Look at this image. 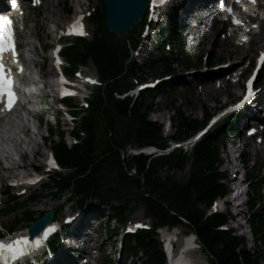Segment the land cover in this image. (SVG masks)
I'll return each instance as SVG.
<instances>
[{
  "label": "trees",
  "instance_id": "16d2710c",
  "mask_svg": "<svg viewBox=\"0 0 264 264\" xmlns=\"http://www.w3.org/2000/svg\"><path fill=\"white\" fill-rule=\"evenodd\" d=\"M66 12L71 14L68 6ZM96 20L103 30L91 46L86 48V53L73 48L65 55L71 61L81 63L92 60L108 85L104 94L98 93L92 102L91 116L82 126L87 134L83 143L68 148L62 140V132H59L60 141L53 142L52 150L59 163L73 169L67 177L57 176L53 179L54 190L61 194L68 192L79 207L88 200L122 202L121 206L114 209L119 220L123 219L128 203L135 199L147 207L149 215L159 226L180 225L194 232L210 264H264V212L252 214L250 209L247 218L255 243L252 252L246 248L244 238L238 239L229 232L217 230L226 222L224 215L215 214L205 218L204 211L197 208L198 205H208L212 199L226 191V187L220 183L223 176L217 167L218 153L223 146L226 130L208 135L196 146L190 158L180 151L149 163L143 155L123 157L122 150L126 145L132 148L147 145L161 147L158 135L160 128L148 119L149 93L143 94L138 101L114 99L112 91L128 90L131 87L128 77L140 73V68L129 60L128 43L114 39L105 29L104 13H98ZM146 63L151 66L149 70L153 77L176 73L169 60L161 54L150 57ZM183 65L188 67L186 62ZM171 111L173 138L176 140H182L203 124L185 116L174 106ZM207 115L205 112V119ZM100 126L108 136L103 148L96 144V131ZM189 163L191 165L186 181L178 183L171 172H182ZM164 168L167 172H162ZM131 171L134 174L129 175ZM247 177L252 188L255 175L252 176L251 172ZM249 198L252 200V195ZM20 206H8L6 212H13ZM25 217L26 221L35 220L27 213ZM112 233L108 229V235ZM139 251L150 256V260L156 263L163 262L154 232H142L126 239L125 258L138 257ZM142 264H145L144 261Z\"/></svg>",
  "mask_w": 264,
  "mask_h": 264
},
{
  "label": "rangeland",
  "instance_id": "374dc122",
  "mask_svg": "<svg viewBox=\"0 0 264 264\" xmlns=\"http://www.w3.org/2000/svg\"><path fill=\"white\" fill-rule=\"evenodd\" d=\"M81 5L77 4L76 0H49V3L40 8L39 10H30L28 16H27V34H26V39L30 42L33 43L34 47H36L37 52L39 51L38 49L41 48L43 46V44H47L49 46H51V43L53 42V29H54V24H57V27H61V25H64L65 22L71 20L74 15L78 12H86V11H92L93 8H99L100 7V0H80ZM67 4L68 7H70L72 13L70 15H66L63 7L64 4ZM43 4H45V0L43 2ZM46 7V8H45ZM54 11L55 12V16L52 18H49V20L44 19V17L48 16L47 12H51ZM54 22V23H53ZM218 40V44L219 47L214 51V52H210V48L212 47V43H213V38L210 37L206 43H202L201 45H199L197 47V49H192L190 50V53L188 55L191 63L194 65L190 70L192 71H197L200 72L203 70V65L197 66V62L200 56L207 54H210V56L208 57V59L210 60H220L218 62H216L217 64L221 63V60L224 58H230L231 60H237L238 58H240L241 56L244 55H248V57H250V53H244V52H239L238 51V57H234V49L232 47H230L226 42H223L221 40V38H217ZM191 41L189 39L185 40L182 43V49L186 50L187 47L189 45H191ZM200 44V43H199ZM256 48V47H254ZM252 50V48L250 49ZM156 53V52H154ZM39 54V53H38ZM199 56V57H198ZM227 59L225 61H227ZM136 64L141 66L143 64V58L141 57H137L136 59ZM37 63L38 65L41 67L42 66V61L40 60V57L37 59ZM216 64V65H217ZM42 68V67H41ZM49 68V64H45V67L43 70H41V74L47 76L46 71ZM86 69L87 72L89 74H96L95 68L93 67V65L90 63L88 65H86ZM37 70V68H36ZM190 70H184L181 69L179 67H177V75L174 76L175 79L181 78V81H175L174 79L170 81V87L172 89V95L173 98H166V99H158L156 98L153 103L150 106V109L148 111V119L151 120L152 122H156L160 125V127H162V134L163 136L167 135V136H172L174 133V130L169 131L168 133H166V131H164V126L166 125L169 116H172V113L168 110V103L169 101H173L175 107L179 108L186 116L188 117H193L195 119L200 120L204 110H208L210 112L213 111L214 107L216 104L218 105H223L225 102L230 103L233 100V97L236 95L237 90L230 86L227 87L226 90L224 91H220V92H215L211 90V93L209 95H201L198 99L193 98V95L187 91L185 89V87L182 85L185 82H189L192 79L190 78H183V75L187 73V71L189 72ZM142 79H145L147 81H152L153 77H150V75L148 74V70L147 68H143V73L140 75ZM182 83V84H181ZM201 89H202V85ZM199 87L196 88V91L199 90ZM215 100V103L214 101ZM35 110H38L37 107L34 108ZM157 110V112H156ZM43 133H45L44 131V127L42 130ZM108 139V136L105 132V130L103 129V127H99V129L96 131V144L97 146H100V148H103L105 145V141ZM58 138L55 136H53L52 138H50L49 141H47L45 143V148L48 149L50 147H52L53 145V141H57ZM66 145H69V142H66ZM229 143V139H227L226 143L224 144V147L220 150L221 152V160H222V168L221 170H223L225 168V161L223 160L225 157V152L228 150V144ZM44 149L40 148V153L44 155ZM123 153L125 156L129 155L130 153V149L129 147H126L123 150ZM252 155V152L250 154V159ZM43 157V156H42ZM26 161V160H24ZM35 162L38 163V160H34ZM190 165V163L188 164ZM252 166V163L250 162L248 164V167L250 169V167ZM1 164H0V169H1ZM42 170V169H41ZM189 173V166H187V168L185 169L184 172H180V171H174L173 172V177L177 182L183 183L185 182L187 176ZM0 175H1V171H0ZM261 178H264V169L261 172ZM4 184H1V188L0 191H3V187ZM46 185L51 186L52 184L49 183V181L46 183ZM229 187V184H228ZM53 191L49 190V188H38L36 190H32L30 191V195H36V199L34 202H30L28 199V196L25 197H21V198H13L11 195H9V202L11 203H20L23 204L24 207L22 206L21 208H19L13 215H11L10 217L7 218H3L0 219V221H5L8 225L11 224V220L15 217L16 219H22L24 216V211H30L32 212L36 217L42 213L43 211H56V209L58 207H61V211L59 212V216L61 217L63 214L66 213H73V211H75V208H69V207H74L73 201L69 200L67 203H65V201L67 200L66 194L60 196L59 198L57 196L53 195ZM264 193V184L261 188V194ZM28 194V195H29ZM8 201L4 204L3 207H5L8 203ZM97 202V201H95ZM95 202H90L88 201L86 203V207H91L93 206L91 203H95ZM88 203H90V205H88ZM115 205H122V202H114ZM139 204V208L137 209V211L134 213L135 215L132 216L131 221H143L145 220V215H144V211H143V206ZM4 209V208H3ZM2 209V210H3ZM73 210V211H70ZM70 211V212H69ZM229 214H230V218L231 221L229 222V226L230 227H234L235 223H237V221L235 220L233 211L228 210ZM112 218V217H111ZM90 219L92 218H87L86 217V221H90ZM240 222V220H238ZM113 221H110V228H114L115 230H117L118 228L113 224ZM90 224H94L91 223ZM164 231H167L171 234H173L174 240H175V244L176 246L180 244L182 238L188 234H190V232L182 226H178V227H174V228H170V227H164L163 228ZM90 231V229L88 230ZM99 233L102 232V228L98 229ZM236 235H237V229L234 230ZM243 232V237L246 239V247L252 251V243L250 242V234L247 233V230L245 228L242 229ZM121 233V231H120ZM108 237V236H107ZM109 238V237H108ZM107 238V239H108ZM103 241H105V239L103 238ZM106 246H107V250L108 252L110 251V245L108 243V241H106ZM116 249H113V251H115ZM113 256V255H112ZM189 257L195 262V264H209L207 257L200 251V252H192L191 254H189ZM137 264H141V261L137 260L136 261Z\"/></svg>",
  "mask_w": 264,
  "mask_h": 264
},
{
  "label": "snow or ice",
  "instance_id": "6c2138e0",
  "mask_svg": "<svg viewBox=\"0 0 264 264\" xmlns=\"http://www.w3.org/2000/svg\"><path fill=\"white\" fill-rule=\"evenodd\" d=\"M39 2V0H36ZM165 0H153V4L156 3L163 4ZM230 12V9H223ZM239 23V21H235ZM7 25V21H5V26ZM255 27V26H254ZM68 34H83L82 25L80 24V19L78 18L72 25L69 26ZM246 39V37L244 38ZM5 51H11L13 56H15V45L12 38V33L10 31L5 32L2 27H0V56ZM261 62H264V54L261 56ZM59 64V61H57ZM63 83V79H61ZM91 83H95V81H90ZM67 94V93H62ZM252 95L251 89L249 88L248 95L245 97L247 100ZM16 102V94L14 91V83L10 77V75L6 72L4 65L2 63V59H0V103H3V111H10ZM49 163L55 166L52 160H49ZM30 183H34L35 181H29ZM137 227H141V225H137ZM53 229H49L48 231H52ZM132 230V229H130ZM47 235V233H46ZM26 240H16L12 243H0V259H10V260H20L22 257L27 255L26 251Z\"/></svg>",
  "mask_w": 264,
  "mask_h": 264
},
{
  "label": "water",
  "instance_id": "95a60500",
  "mask_svg": "<svg viewBox=\"0 0 264 264\" xmlns=\"http://www.w3.org/2000/svg\"><path fill=\"white\" fill-rule=\"evenodd\" d=\"M107 25L118 33H126L141 17L145 10V0H104ZM52 219V213L45 214L30 228L36 234L42 226Z\"/></svg>",
  "mask_w": 264,
  "mask_h": 264
},
{
  "label": "bare ground",
  "instance_id": "6f19581e",
  "mask_svg": "<svg viewBox=\"0 0 264 264\" xmlns=\"http://www.w3.org/2000/svg\"><path fill=\"white\" fill-rule=\"evenodd\" d=\"M1 2V1H0ZM76 2H77V4H79V5H81V2H80V0H76ZM203 2L204 1H196L195 3H192V4H194V5H202L203 4ZM49 3V0H45V5L44 6H46L47 4ZM46 8V7H45ZM48 13V16L47 17H44V19H47V20H49V18H52V17H54L55 16V12L54 11H51V12H47ZM54 23V22H53ZM228 43H230V42H228ZM215 47H218V43H217V41L215 40L214 41V43H213V47H212V49H214ZM31 65H33V67H34V64H33V62H31ZM49 72V71H48ZM47 72V73H48ZM50 73H48V75H49ZM45 76V75H44ZM193 83L194 82H187L186 83V86L189 88V89H191L192 91H193V94L194 95H196V96H198L195 92H194V88H193ZM206 93L207 94H209V90L208 89H206ZM13 124V122L12 121H8V122H3V121H1L0 122V139L2 140V143H1V145L3 144V141H5V140H7V135L9 134V126H13L12 125ZM40 128V127H39ZM20 138V137H19ZM19 138H16V139H19ZM13 143H14V145L16 146V144H17V140H15V139H13ZM7 146V145H6ZM19 147H22L21 146V144L19 145ZM40 146L39 145H37V148L35 149V153H34V155H39V156H44L43 154H41L40 153ZM16 149H20V148H17L16 147ZM15 149V150H16ZM22 149V148H21ZM1 152H4L5 153V151H3V150H1ZM45 153V152H44ZM6 154V153H5ZM29 156H33L32 154H30ZM27 159H30V157H26ZM22 160L24 161L25 160V153L23 152L22 153ZM30 161V160H29ZM41 165V164H40ZM30 165H28V163H25V162H23V168L26 170V171H29L28 169H27V167H29ZM9 173H11V171H8ZM5 178V176L4 175H0V180L1 181H4L3 179ZM168 250H169V248H168Z\"/></svg>",
  "mask_w": 264,
  "mask_h": 264
}]
</instances>
